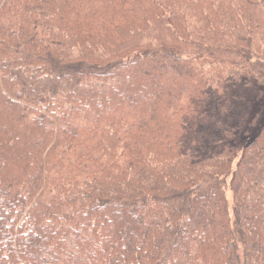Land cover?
Masks as SVG:
<instances>
[{
	"label": "trees",
	"instance_id": "16d2710c",
	"mask_svg": "<svg viewBox=\"0 0 264 264\" xmlns=\"http://www.w3.org/2000/svg\"><path fill=\"white\" fill-rule=\"evenodd\" d=\"M0 264H264V0H0Z\"/></svg>",
	"mask_w": 264,
	"mask_h": 264
}]
</instances>
